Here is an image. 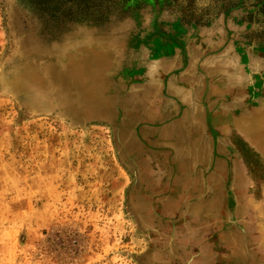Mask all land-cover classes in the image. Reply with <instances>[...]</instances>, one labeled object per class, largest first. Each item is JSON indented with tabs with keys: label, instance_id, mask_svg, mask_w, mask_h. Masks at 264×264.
Segmentation results:
<instances>
[{
	"label": "rangeland",
	"instance_id": "374dc122",
	"mask_svg": "<svg viewBox=\"0 0 264 264\" xmlns=\"http://www.w3.org/2000/svg\"><path fill=\"white\" fill-rule=\"evenodd\" d=\"M44 2L0 0V264H264V0Z\"/></svg>",
	"mask_w": 264,
	"mask_h": 264
},
{
	"label": "trees",
	"instance_id": "16d2710c",
	"mask_svg": "<svg viewBox=\"0 0 264 264\" xmlns=\"http://www.w3.org/2000/svg\"><path fill=\"white\" fill-rule=\"evenodd\" d=\"M37 5H43L44 0H34ZM40 3V4H39ZM52 9V14L58 18L74 17L88 18L95 22L102 20L103 14L111 4V0H45Z\"/></svg>",
	"mask_w": 264,
	"mask_h": 264
},
{
	"label": "bare ground",
	"instance_id": "6f19581e",
	"mask_svg": "<svg viewBox=\"0 0 264 264\" xmlns=\"http://www.w3.org/2000/svg\"><path fill=\"white\" fill-rule=\"evenodd\" d=\"M82 47L85 49V51H87L91 56L96 54L97 48L95 46L94 43H92V41H84V43H82ZM248 125L251 126V128L260 131L263 126H264V114L262 113H258V114H254L250 117H248L247 119ZM202 140V139H200ZM193 139L191 138L189 140V146L191 149H193L191 147ZM200 142V141H199ZM198 142V143H199ZM201 143V142H200ZM206 143V142H205ZM179 149V148H178Z\"/></svg>",
	"mask_w": 264,
	"mask_h": 264
}]
</instances>
